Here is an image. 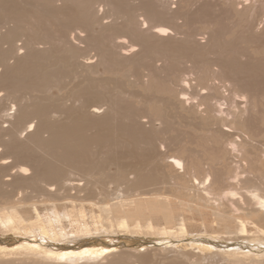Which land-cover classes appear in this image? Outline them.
I'll return each instance as SVG.
<instances>
[{
	"label": "bare ground",
	"instance_id": "bare-ground-1",
	"mask_svg": "<svg viewBox=\"0 0 264 264\" xmlns=\"http://www.w3.org/2000/svg\"><path fill=\"white\" fill-rule=\"evenodd\" d=\"M98 1L0 0V201H11L18 191L16 199L24 204L0 208V264H131L148 253L172 254L165 264H264V170L254 166L264 167V149L256 157L245 154L247 141L234 130L241 122L264 123V117L247 114L256 93L234 83L231 91L211 97L212 85L198 89L191 83L197 64H183L192 58L189 52L212 48L215 79L225 60L235 61L234 47L215 48L211 31L199 38L182 30L178 21L186 14L178 11L179 0H135L144 9L121 22V1ZM249 2L250 11L264 13V0ZM27 17L37 21L36 33ZM254 19L246 31L263 41L264 34L253 32ZM97 23L120 30L103 38L92 32ZM122 62L132 64V73L140 67L151 78L171 75L168 101L174 106L193 110L210 98L205 113L215 121L214 145L226 170L208 165L191 173L187 157L159 139L154 120L143 118L148 128L133 117L122 120V109L104 98L109 84L87 75L99 64ZM241 64L244 72H255L248 60ZM255 77H246L251 88ZM47 88L61 96L47 95ZM36 92L42 94L31 96ZM3 101L11 103L7 109ZM161 163L171 169L172 186L188 176L187 185L176 184V194L166 195L169 190L155 184L150 172ZM110 165L116 173L109 174ZM105 182L139 191L133 199L155 196L146 205L151 218L123 216L134 202L129 193L101 203L102 219L98 209H83L82 200ZM55 199L65 201L44 203Z\"/></svg>",
	"mask_w": 264,
	"mask_h": 264
},
{
	"label": "rangeland",
	"instance_id": "rangeland-1",
	"mask_svg": "<svg viewBox=\"0 0 264 264\" xmlns=\"http://www.w3.org/2000/svg\"><path fill=\"white\" fill-rule=\"evenodd\" d=\"M119 1L122 2V6L120 8V13L117 15L120 17L117 22L126 20L128 14L132 10H137L140 7L144 9L140 2L150 3V0H139L140 2H135V0H115V2ZM36 6L41 10L40 5ZM178 6V11L186 14V18L178 21L182 30L194 31L200 34L199 38L206 37L207 33L211 31L217 38L213 43L215 48L217 44L224 45V43H230L234 47V52L236 54L235 57H233L235 60L234 62L230 61L232 59L231 57H229V61H224L220 66L223 73L220 76L217 75L214 79L212 74L217 73L219 70L212 60L213 57H215L212 54V48L199 53L198 51L189 52L192 58L184 61V66L187 65L192 67V63L197 64L195 70L192 71L191 83H195L198 89H204L207 85H212L211 97H220V93L225 90L227 92L231 91V84L236 83L238 84L237 86H241L244 83L248 90L252 89L254 90L253 92L256 93V95L251 97V107H248V116L252 119L260 116L264 117V40L257 39L246 31L247 26L252 24L251 18L254 17L255 29L253 32L256 35H263L264 29L262 30V22L264 21V13L250 11L249 7L251 5L249 0H179ZM105 10H108V8L105 7ZM139 13H142V11ZM36 22L31 19V17H27L26 25L30 28L31 33H36L38 28L34 26L37 24ZM9 26L12 27V24ZM161 26L166 27L163 23H161ZM5 27L8 28L7 25ZM104 27L105 26H101L100 23H97L92 29V32L94 35H102L104 38L110 33L120 30L117 27ZM2 31H4V29H2ZM214 50L216 51V49H213V51ZM247 60L254 65V73L250 72L251 70L247 72L243 71L241 62ZM178 63L180 62L178 61ZM131 65L132 64L129 62L114 63L108 68L103 64H99L94 74L87 75L89 77L99 78L100 81L103 80L109 84V87L104 88V98L110 102L112 107L115 106L116 108L122 109L119 113L124 122H127L128 118L133 117L138 122L145 125L144 127L148 128L145 122H143V118H151L152 121L154 120V129L159 131V139H161V141L165 140L170 144L172 150L187 157L189 172L198 173L208 165L219 170H226L228 165L226 163L223 164L221 158V156L223 158L224 156L214 145L215 142L219 141V136L215 132V121L210 115L205 113L206 106L210 103V98L208 99L207 97L205 101L200 102V105L193 108V110H187V107L179 108L176 105L174 106L168 101L170 97H173L171 94L173 87H168V79L170 80V78H172L171 75H169V78H166L167 75L165 76L163 73L157 72V76L151 78L148 73L140 67L136 72L132 73ZM253 75L257 77H255L257 83L251 88L253 84L247 78L249 76L252 79ZM242 78L245 79V82L242 81ZM231 79L234 80V82H230ZM159 85H161V87ZM175 87L174 85V88ZM46 90H50L47 95L52 97L61 96V92L54 90V88H47L42 91L46 93ZM99 90L102 91L101 88H99ZM173 92L176 97L174 89ZM41 94L42 93L36 92L31 93V96L34 95L36 97ZM3 102L5 103V101ZM8 103L9 105H7ZM10 104V102L6 101L5 104L2 103V107H6L7 109ZM132 111H135L134 115H130ZM247 126L245 127L244 122H241L234 126V130H236L241 138L247 141V145L244 147L245 154L250 157H256L264 149V123L258 122V125L255 127ZM224 160L226 159L224 158ZM124 162L125 161H123V163ZM141 162L135 166L141 165ZM160 166V169L150 173H153L156 177L155 184H159L158 186L160 188H164V193L166 190H169L166 195L176 194L174 191L176 184L180 186L188 184V176H185L180 179L176 178V181H174L176 184L172 186L173 181L168 180L167 177L169 174L172 175L171 169L164 167L162 163ZM254 166L264 170L261 164H255ZM107 171L111 174L116 173L117 169L114 165H110ZM101 187L96 189V193H91L86 196L85 200H82V207L83 209H87V212H93L96 208L98 209V218L102 219L99 212L101 203L107 204L112 202L118 193H129L131 200L134 202L131 203L130 206L125 207L126 211L123 216L129 215L132 219H136L135 217L142 214L151 218V215H149V207H146V205L150 204L149 200H157L154 198L155 196L140 195L141 199L139 197L133 199V194L139 191L127 190L125 185L121 184V186H117L112 182L108 184L105 182ZM170 190L172 191L170 192ZM16 194L21 193L16 191L13 199L9 202L1 200L0 208L9 206L15 203V201H20L16 199ZM39 199H34L35 203L38 202ZM79 199H83V196ZM64 201L65 200L62 199H55L53 201L45 200L44 203H52L51 205L54 203L58 205L62 204ZM19 204L24 205L22 201H20ZM25 205H30V203L26 202ZM39 210L43 211L44 207H40ZM0 214L4 215L3 212ZM85 214L87 215L88 213ZM13 217L19 219L17 215H13ZM85 219L88 223L89 218L87 217ZM172 256V254L164 256L159 253H148L142 261L136 262L135 259H133L131 264H165L171 260ZM165 258L169 260L167 261Z\"/></svg>",
	"mask_w": 264,
	"mask_h": 264
}]
</instances>
